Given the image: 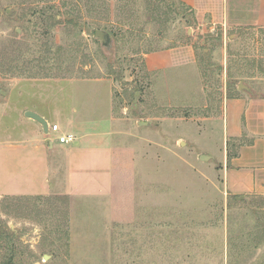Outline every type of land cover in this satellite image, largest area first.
<instances>
[{
  "label": "rangeland",
  "instance_id": "obj_1",
  "mask_svg": "<svg viewBox=\"0 0 264 264\" xmlns=\"http://www.w3.org/2000/svg\"><path fill=\"white\" fill-rule=\"evenodd\" d=\"M197 26L175 0H0V173L11 170L1 165L5 144L22 139L5 111L7 91L23 80L107 77L116 113L157 130L147 138L158 174L155 197H142L136 220L121 225L99 206L72 209L66 195L0 187V264H264V196L218 191L164 148L192 144L219 156L225 142L213 122L226 92L239 81L264 90V30L235 32L227 89L219 49L204 55ZM97 29L110 33L109 45ZM192 41L197 69L148 68V54ZM206 123L213 134H198Z\"/></svg>",
  "mask_w": 264,
  "mask_h": 264
},
{
  "label": "crops",
  "instance_id": "obj_2",
  "mask_svg": "<svg viewBox=\"0 0 264 264\" xmlns=\"http://www.w3.org/2000/svg\"><path fill=\"white\" fill-rule=\"evenodd\" d=\"M175 1L192 9L197 29L206 34L202 40L207 45L204 55L219 49L228 89V82H232L228 73L236 69L230 57L235 32L264 30V0ZM147 57L151 71L198 68L194 41ZM240 82L230 88L232 95L226 92L220 118L213 122L225 142L219 156L207 149L195 152L192 144L179 145L180 151L172 145L164 148L218 191L237 198L264 196V90L247 83L251 91L240 90ZM115 92L114 81L107 77L23 80L7 91L5 111L20 126L22 139L5 144L9 156L2 155L1 165L5 169L4 161L6 165L10 163L11 170L0 173L3 193L66 195L72 209H79L81 204L86 210L90 204L99 206L102 211L96 213L104 214L110 223L121 225L136 220L142 197L145 202L156 195L155 146L147 136L157 130L136 129L141 120L117 114ZM27 111L43 117L49 130L52 125H58L60 130L46 134L41 123L26 116ZM196 130L201 135L213 134L207 123L202 133L199 127ZM63 134H73L75 139L62 143L59 136ZM204 156L210 158L205 160ZM96 219L91 223H97Z\"/></svg>",
  "mask_w": 264,
  "mask_h": 264
},
{
  "label": "water",
  "instance_id": "obj_3",
  "mask_svg": "<svg viewBox=\"0 0 264 264\" xmlns=\"http://www.w3.org/2000/svg\"><path fill=\"white\" fill-rule=\"evenodd\" d=\"M95 37L101 39V41L104 43V45H109L111 43V35H110V33H108L105 30L97 29L95 31ZM239 89L240 90H244V91H248V92L251 91V88L248 85H246V83H244V81L240 82ZM2 93H4V92H2ZM25 114H26V116H28L30 118H33L36 121H38L39 123H41L43 125L44 132L46 134L48 133L49 126H48L47 121L43 117H41L40 115H38L37 113H35L33 111H27ZM141 123H146V122L141 121ZM203 158L205 160H208L210 157L209 156H204ZM46 257H48V256H46Z\"/></svg>",
  "mask_w": 264,
  "mask_h": 264
},
{
  "label": "built area",
  "instance_id": "obj_4",
  "mask_svg": "<svg viewBox=\"0 0 264 264\" xmlns=\"http://www.w3.org/2000/svg\"><path fill=\"white\" fill-rule=\"evenodd\" d=\"M60 130L59 126L58 125H52L50 126V130L48 132V135L49 133L52 131L54 132H58ZM75 139V136L73 134H63V135H60L59 136V141L62 142V143H70L72 142L73 140Z\"/></svg>",
  "mask_w": 264,
  "mask_h": 264
},
{
  "label": "trees",
  "instance_id": "obj_5",
  "mask_svg": "<svg viewBox=\"0 0 264 264\" xmlns=\"http://www.w3.org/2000/svg\"><path fill=\"white\" fill-rule=\"evenodd\" d=\"M43 1V0H42ZM180 3V2H179ZM181 5H183L184 7H187L186 5H184V4H182L181 3ZM187 8H189L191 11H192V9L190 8V7H187ZM193 12V11H192ZM9 264H15V263H13V262H11V263H9Z\"/></svg>",
  "mask_w": 264,
  "mask_h": 264
}]
</instances>
